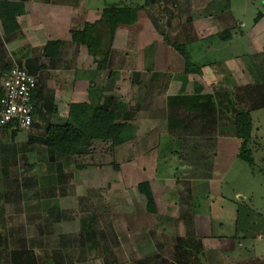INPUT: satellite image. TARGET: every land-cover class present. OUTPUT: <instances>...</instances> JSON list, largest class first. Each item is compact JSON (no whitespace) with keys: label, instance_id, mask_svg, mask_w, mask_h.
<instances>
[{"label":"rangeland","instance_id":"374dc122","mask_svg":"<svg viewBox=\"0 0 264 264\" xmlns=\"http://www.w3.org/2000/svg\"><path fill=\"white\" fill-rule=\"evenodd\" d=\"M131 1L133 4H141L140 1L144 3L145 0H112V4H128ZM216 1L217 17L222 16L227 26L229 20L236 24L231 25L233 29L226 30L224 24L214 22L221 32L209 36L203 42L211 46V50L209 54L200 56L201 63H210V67H214L212 82L205 86L199 85L198 93L212 92L214 95L225 94L229 97L225 107H219V103L216 106L215 115L219 120L210 137L207 136L208 130L201 125L203 122H200L203 118L202 109L192 114L188 107H178L175 96L163 97L161 93L157 94L160 98L156 99L153 107L148 105L147 94L150 90H163L170 78L164 74L161 80H156L159 77L153 73V68L158 70L159 67L151 64V50L145 52L143 49H147L151 43L168 46L167 43H174L175 37L182 36L180 34L158 28L155 33L150 31L152 35L143 34L137 42L138 34H124L120 31L116 36L115 80L108 78L106 81L112 72L106 69L104 80L97 78L92 82H81L79 79L83 77L80 74L86 71L83 68L81 71V67L63 70L60 76L47 73L39 77V89L51 99L56 109L50 115L45 113V118L48 121L50 119L49 123L63 124L70 103L89 102L91 94L95 97L98 95L97 90L102 89L105 95L128 103L137 112L132 122L135 138L131 143L115 149L95 144L86 156L74 160L58 159L65 181L56 185L53 169L47 170L46 152L40 140L27 143L29 136L40 138L39 131L32 128L14 137L0 135V231L9 239L12 248H27L48 236L49 240L54 236L76 238L83 229L90 227L89 230L94 232L92 239L80 243L71 238V246L68 248L58 246V250L57 246L50 247L54 255L69 264H137L141 258L152 264L161 261L174 264L178 261L179 253L185 251L175 239H183L191 233L193 244L199 243L193 220L190 219L193 214L207 213L210 207L207 202H213L215 205L212 210L216 211L217 217L229 219L232 211L231 215L238 227L237 233H241L236 234L237 237L242 234L250 237L246 245L243 244L245 238L237 243L239 256L246 254L247 249L254 256L264 253V239H252L257 234H264V35L259 39L251 34L252 19L257 12H264V0ZM164 5L168 4L165 2ZM199 5L207 9L211 2L201 0ZM165 11L161 17L152 14L148 20L154 24L156 18L166 23L168 17ZM222 11H225L224 15ZM174 17L175 14H172L171 21H175ZM240 21L244 24L241 34L237 28ZM126 29L123 26L119 28L124 31ZM143 29L140 26V30ZM227 31L233 37L231 41L217 37ZM124 35L128 36L129 43L119 41V38L124 39ZM136 42L139 43L138 50ZM130 46L131 52L130 49L123 52L122 48ZM193 48L188 46L186 51L195 57ZM199 52L203 53L201 46ZM122 59H128L127 65L120 66ZM228 59L233 63V69L225 64L224 61ZM92 60L94 68L97 64L95 58ZM236 70L241 71L243 77H235ZM72 77L78 82H74ZM254 85L261 86L254 90ZM70 94L73 95L72 99ZM235 110L248 112L251 118V139L246 147L252 158L250 166L236 156L238 142L233 139L231 125ZM222 119L226 121L222 122ZM33 120L36 125L45 127L39 118L33 117ZM185 121H189L188 127L181 128ZM221 137L230 138L226 144L218 142L215 145L216 139ZM183 139L188 140L191 146H199L208 140L211 142L207 146L210 150L198 157L199 153H194L196 150L189 149L191 157H184ZM213 151L216 155L214 158ZM167 152L172 156H166ZM196 162L206 168L208 163H212V174L218 183L211 184L213 191L210 200L190 195L189 187L201 183L193 178L190 181L193 172L187 168V164L193 166ZM75 164L83 168L77 170ZM141 182L150 185L157 207L156 216L145 212V200L136 190L137 184ZM60 189H63L64 196H61ZM50 194H54L53 198ZM180 207H186L187 210L181 216L182 219L178 220L180 213L176 211ZM52 212L53 216H60L59 223L49 215ZM223 228V232L229 233L230 229L226 225ZM85 235L81 234L80 239ZM50 242L51 245L56 244L53 240ZM92 244L97 245V250L88 251L86 247ZM188 253L191 254L190 251ZM188 261L196 263L197 259L189 258Z\"/></svg>","mask_w":264,"mask_h":264},{"label":"crops","instance_id":"0c3cea01","mask_svg":"<svg viewBox=\"0 0 264 264\" xmlns=\"http://www.w3.org/2000/svg\"><path fill=\"white\" fill-rule=\"evenodd\" d=\"M3 1L21 4L22 8L20 10V14H18L16 18V23L21 33L20 38L18 37L14 40H11L10 42H6L2 36L3 33L0 26V89L2 81L6 78V75L8 74V71L13 63L25 69L27 73L29 72V75L35 78L37 83L36 89L38 90L36 102H38L40 96L43 95L39 89V83H41V79H39V77L47 73L50 75L51 73H57L56 76H60L62 72H64L63 70H71L76 68L80 69L81 67V71L82 68L86 71H84V74H80V77L82 76L83 79H79V81L92 82L97 78L99 80H104V70L107 69L109 71L111 70L112 72H110L111 76L106 77V81L108 78L115 80L113 74L115 73V48L118 44L116 41L118 38L116 37L118 36L117 34L120 31H123L124 34L125 32H127V34H138V42L140 41V38L143 34L147 33L152 35L150 31L155 33L156 29L160 28L162 31L165 29L167 32L169 31L173 34L176 33L182 35L178 36V38L175 37L174 43L184 46L186 50L188 49V46H191V49L195 47L193 48L195 57H193L190 52H187L191 63L197 67H201V76L185 75L183 60L169 46L163 44L157 45L156 43L153 45L151 43L147 49L144 47L143 50H145V52L146 50H151V53H149L151 64L159 67L158 70L153 68V73H156V75L159 77V79L156 80H161L164 74L170 78L167 79L168 81L170 80L169 84H166L163 90H150L149 94H147L149 99V107L154 106L156 99L160 98V95L163 97L175 96V98H177L175 103L178 105V107L183 109L188 107L192 114H195V111H199L201 109L199 98L205 95L212 96L213 104L211 107L214 110H216L218 103L219 107L221 108L225 107V104L229 103V97L225 96V94L214 95L212 92L200 94L198 93L199 91L196 90L200 89L198 88L199 85L205 86L206 84L212 82L211 76L214 66L211 65L212 67H210V63H201L200 56L209 54L211 50V46H208L207 43L203 42H205L209 36H213L215 33L221 32L217 30V26L215 27L214 22H218V25L224 24L226 30L233 29L231 25L236 24L235 21L229 20L227 26L226 23L222 21V16L217 17L218 13L216 10L218 8L216 0H203L207 1V3L211 2V5H208L207 9H204V6L201 7L199 5L201 0H145L144 3L140 1L141 4H133V1L129 2L128 4H121V2H117L119 4H112V0H0V2ZM226 1L228 2V0ZM165 2L168 4L167 6L164 5ZM115 5H118V7L127 8H143L137 12V21L129 27H124L128 29H126L127 31L119 30L120 27L115 30L110 50L108 52L106 67L103 69H97V66L94 65V68H92V65L94 64L92 57L86 55L81 47L72 42L71 32H79L86 25H90L92 27V31L95 30V33H97L99 30H103L104 25L100 21L101 13L104 9ZM165 9L167 10L165 11ZM164 11L165 16L167 15L166 17H168V21H166V23L165 21L163 23L162 19L158 20L154 18V24L148 20V17H152V14L155 17H161ZM258 13H260L262 17L256 25L253 24L254 18L252 19L251 34L256 35L259 39H262V36L264 35V12H257L256 15ZM172 14H175V21H171ZM222 14L224 15L225 11H222ZM140 26H143V31L140 30ZM237 28L241 34V30L244 29V24L242 21L239 22ZM231 31L232 30H230V35H232ZM161 33L167 34L166 32ZM124 39L119 38V41L121 43L123 41L125 43H129L128 36L126 37V35H124ZM232 39L233 37L230 36L229 40L231 41ZM50 42H58L60 43V46L58 55L54 58L48 59L43 56V48L47 43ZM137 42L136 47L138 50L139 43ZM200 46L203 50L202 54L199 52ZM105 48L102 46L101 50H107ZM122 49L123 52L130 49L129 52H131L132 46ZM52 52H54V50H52ZM119 55L121 56L120 53ZM81 56H83V59H81ZM101 59L102 58L100 55L95 57L96 62H99ZM127 62L128 59H122V64L120 66H123L124 64L127 65ZM224 62L225 64H228V66H232V69L234 68L233 63H231L229 59L225 60ZM28 64H30L32 67L30 71L27 70ZM235 73V77H243L241 71L236 70ZM207 77L210 78L207 79ZM73 81L78 82V80L74 79ZM113 83L114 81L111 82V86H113ZM260 86L261 85H254V90H258ZM251 87L253 88V86ZM247 89L249 91V88ZM71 92L72 91H70V93ZM105 94L106 93H104V95ZM157 94L160 95L158 96ZM72 96L73 95L71 94L69 95L71 99ZM238 111L240 110H235L233 115ZM218 120L219 119L217 118V115L214 113L213 115L209 117L206 116V118L203 117L200 120V122H203L201 124L202 127L208 130L207 136L210 137V135L213 134L211 131H214V125ZM223 121L226 120L222 119V122ZM188 122L189 121H185V124L182 123L181 128L182 126H184V128L188 127ZM228 138L230 137H221L216 139L217 141L215 145H217L218 142H225L223 144H226V141L229 140ZM233 139L238 142L239 152L240 141L235 137ZM210 144L211 142L208 140L204 141L199 145V149H197L194 153H199L198 157L204 156V154L208 153L210 150V148L207 147ZM182 145V154L184 157H191V151L187 148V146L190 145V142L183 139ZM214 152L215 151H213L212 154L213 158L216 156ZM166 154L170 155L168 152ZM207 165L208 168L200 166V163L198 162H196L193 166H191L190 163L187 164V168L192 169L191 172H193L191 177L189 176L190 181H193L191 178L199 180V182L201 181V183L197 186L191 185V187H189V191L191 193L189 194L193 196V198H206V200H210L212 193L211 191H213L211 184L218 183L217 178H215L212 174V163H208ZM237 197H239V195H237ZM207 203L208 206H210L207 210V213L193 214L192 218L190 219L191 221L193 220L192 223L195 229L194 232L201 246L200 251L193 252L191 254L192 256L185 255L188 257L187 261H185L186 259L178 263H175V261L174 264H264L263 252H260L257 256H254L253 254L251 255L250 250L247 249L246 254L244 253L243 256H239L240 253L237 251V243L242 242L243 238H245L243 244L246 245V243L249 241V239H247L249 236L248 234H242L238 237L236 236V234L241 233H237L238 227L234 222L235 219L233 214L231 215L232 211L229 213V219H223L217 217L216 211L212 210V207L215 204H213V202ZM155 208L157 210L156 204ZM185 210H187L186 207H180L177 209L176 212L180 213V217L177 218L178 220L182 219L181 216L186 214ZM236 213H234L235 217L238 214ZM168 217L171 218L173 216L168 215ZM225 225L228 227V229H230L229 233L222 231ZM214 229H216V232H214ZM231 232H233L234 236L231 235ZM257 235H255V237L252 239L261 241L264 239V234L260 233ZM190 252L192 251L190 250ZM190 257L192 259H197V262L195 263V261H188ZM143 260L144 259L141 258L139 262Z\"/></svg>","mask_w":264,"mask_h":264},{"label":"trees","instance_id":"16d2710c","mask_svg":"<svg viewBox=\"0 0 264 264\" xmlns=\"http://www.w3.org/2000/svg\"><path fill=\"white\" fill-rule=\"evenodd\" d=\"M21 8V4L9 3L6 1L0 2V26L3 33L2 36L6 42H10L11 40L21 37V33L16 23V18L18 14H20ZM141 8L143 7H108L102 11L100 17V21L104 25L103 30H99L95 33V30L92 31V27L90 25H86L79 32H71V40L74 44L81 47L86 55L92 58L100 55L102 59L99 62H95L97 64V69H103L107 64L108 52L110 50L115 30L120 26L129 27L130 25H133L137 21V12L140 11ZM261 17V14L258 13L253 19V24H256ZM217 37L224 41L226 39H230L228 31L221 33ZM167 44L183 60L185 75L201 76V67H197L191 63L188 52L184 46L175 43L171 44L170 42ZM59 46L60 43L58 42L47 43L43 48V56L48 59L56 57L58 55ZM102 46H104V48L106 46L105 49L107 50H101ZM52 50H54V52H52ZM31 69V65L28 64L27 70L30 71ZM23 70L25 71V69ZM97 91L98 95L93 97L91 94L89 102L70 103L68 105L64 122L61 125H53L49 123L50 119L48 121L45 118L46 114L50 115L52 112L56 111L55 107L52 106L51 99H48V97L43 94L40 96L39 101L36 102L38 95L37 89L31 96V103L34 109L33 117L39 118L41 122L45 124V127L36 125L33 120L29 129L33 128L34 130H37L41 133V135L40 138L29 136L27 143H34L37 140H40V143L46 152L45 163L47 168H49L47 170L50 171L51 168L53 169L51 170L54 172L56 185L63 184L65 181L63 168L58 159L64 158L74 160V158L86 156L90 153L95 144L109 146L110 149H115L131 143L135 138L132 122L135 120L137 112L133 111L128 103L119 101L112 96H105L104 90L98 89ZM94 98L96 100H94ZM199 101L201 109L203 108L201 113L204 118H206V116L209 117L213 115V113L215 114V110L211 107L213 104L212 96H202L199 98ZM232 127L233 136L240 141L237 158L243 163H246V165L250 166L252 164V158L249 150L246 149L251 139L252 132L249 113L241 110L236 112L232 118ZM20 132L22 131H13L11 125L0 128L1 136L10 135L11 137H14ZM187 148L197 150L199 149V146L188 145ZM168 153L170 154V152ZM166 156L171 157L172 155L166 154ZM74 168L78 170L83 168V166L75 164ZM60 190L62 192L61 196H64L63 189ZM136 190L137 193L145 200L146 214L156 216V208L149 184L147 182H141L137 184ZM51 192L54 191L52 190ZM50 196L53 198L52 196H54V194H50ZM49 215H51L53 221L59 223L60 216H53V212ZM52 219L50 220L51 222ZM89 229L90 227H87L82 230L83 232L81 234H86L84 238L80 239V234L76 238L71 237L72 240H79L80 243H83L86 239H92L94 237V232ZM48 238L46 237L43 240L44 243L39 240L34 245L32 244L27 248L22 247V249H18L17 247L12 248L9 244V239L3 232L0 231V264H69L70 262L66 263V261L61 259L60 256H55L54 251H52L51 248L54 246H57L58 250L59 247L62 249L68 248L71 246V238L69 236H54L52 238L50 237V240ZM191 238L192 235L190 233V235H186L183 239H175V241L180 244V247L187 251L179 253V257L177 259L178 261L175 263L180 262L182 259L185 260V255H189L188 252L190 250L192 251L191 254L193 252L200 251V244H193ZM52 240L55 241L56 244L51 245L50 241ZM86 248L88 251L97 250V245H88ZM185 261H187V259ZM164 262L165 261H161L159 263L166 264ZM137 264L152 263H150L149 260H143Z\"/></svg>","mask_w":264,"mask_h":264},{"label":"built area","instance_id":"2783aa9c","mask_svg":"<svg viewBox=\"0 0 264 264\" xmlns=\"http://www.w3.org/2000/svg\"><path fill=\"white\" fill-rule=\"evenodd\" d=\"M36 80L15 63L9 69L0 89V128L11 125L13 131H28L33 121L31 96Z\"/></svg>","mask_w":264,"mask_h":264}]
</instances>
